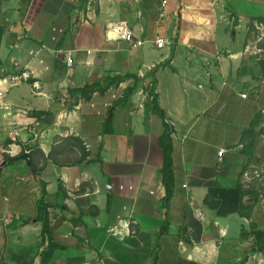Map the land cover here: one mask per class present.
<instances>
[{
  "label": "crops",
  "instance_id": "1",
  "mask_svg": "<svg viewBox=\"0 0 264 264\" xmlns=\"http://www.w3.org/2000/svg\"><path fill=\"white\" fill-rule=\"evenodd\" d=\"M121 20L143 44L106 37ZM21 73L0 108V264H264V188L244 178L264 0H0V77ZM151 91L174 127L168 201Z\"/></svg>",
  "mask_w": 264,
  "mask_h": 264
},
{
  "label": "built area",
  "instance_id": "2",
  "mask_svg": "<svg viewBox=\"0 0 264 264\" xmlns=\"http://www.w3.org/2000/svg\"><path fill=\"white\" fill-rule=\"evenodd\" d=\"M106 37L108 39L130 41L133 44V46L141 45L144 43L143 39L139 38L136 40L134 38V31L127 20H121L116 23L109 24L106 29ZM155 43L158 47H164L170 43V40L158 36L155 40ZM66 60L69 66L73 65V59L70 56V53L66 54ZM27 78H28L27 73L10 74L0 77V108L6 109V114H12L13 112L11 106L7 102H5V96L8 89L12 86L20 84L23 80H26ZM33 84L35 87L39 86V83L37 81H34ZM242 96L246 97L247 94H242ZM21 112L25 113L26 110H21V109L17 110V113H21ZM10 125L11 126L9 128L8 135L13 141H17L19 137V129L15 124H13V122H11ZM42 125L43 122L40 117L38 116L33 117V121L30 125L29 130L32 132V134L35 137H39L43 134V132L41 131ZM0 128H1V122H0ZM224 152L225 149L223 148L220 149L218 152L219 156H222ZM244 175L246 176L247 179L249 178L247 171L244 173Z\"/></svg>",
  "mask_w": 264,
  "mask_h": 264
},
{
  "label": "trees",
  "instance_id": "3",
  "mask_svg": "<svg viewBox=\"0 0 264 264\" xmlns=\"http://www.w3.org/2000/svg\"><path fill=\"white\" fill-rule=\"evenodd\" d=\"M88 0H81L82 4L86 3ZM125 77L132 78L134 77L131 74L125 75ZM132 89H127L128 91H131ZM151 94L153 96V102L155 109L157 112L161 115V117L165 121V130L164 132L160 135L159 138V144L163 150L164 153V164L162 167V174H163V182L166 186V195H165V200L168 201L170 198L171 194V188H172V182H173V150H174V145H173V139L171 137V134L174 131L173 125H171L170 121L167 119V115L165 111L159 106L156 94L151 91ZM15 158H10L9 160H14ZM44 195V193H43ZM110 200V198H109ZM48 207L49 204L44 201V198L41 197L39 199V212H38V220H41L43 222V231L51 234L50 232V227H49V216H48ZM264 236V230L260 232ZM262 247V246H261ZM263 248V247H262Z\"/></svg>",
  "mask_w": 264,
  "mask_h": 264
},
{
  "label": "rangeland",
  "instance_id": "4",
  "mask_svg": "<svg viewBox=\"0 0 264 264\" xmlns=\"http://www.w3.org/2000/svg\"><path fill=\"white\" fill-rule=\"evenodd\" d=\"M256 141L261 154L246 163L245 167L249 178L247 179L245 175L244 178L245 183L264 188V143L261 137L256 139Z\"/></svg>",
  "mask_w": 264,
  "mask_h": 264
},
{
  "label": "water",
  "instance_id": "5",
  "mask_svg": "<svg viewBox=\"0 0 264 264\" xmlns=\"http://www.w3.org/2000/svg\"><path fill=\"white\" fill-rule=\"evenodd\" d=\"M22 157L26 158V159H29V154L26 152L24 154L21 155Z\"/></svg>",
  "mask_w": 264,
  "mask_h": 264
}]
</instances>
